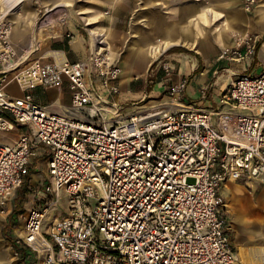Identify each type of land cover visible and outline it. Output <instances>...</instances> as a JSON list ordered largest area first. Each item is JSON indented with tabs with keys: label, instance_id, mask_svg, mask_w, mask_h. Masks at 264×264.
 Wrapping results in <instances>:
<instances>
[{
	"label": "built area",
	"instance_id": "2783aa9c",
	"mask_svg": "<svg viewBox=\"0 0 264 264\" xmlns=\"http://www.w3.org/2000/svg\"><path fill=\"white\" fill-rule=\"evenodd\" d=\"M9 29L0 24V135L17 125L29 135L0 142V213L31 161L45 159L48 180L20 216L14 262L236 264L221 189L228 180L264 186V71L223 69L229 80L218 86L217 110L159 104L123 114L114 101L120 69L90 43L85 60L70 62L56 50L30 64L15 77L23 92L16 98L3 85L2 74L17 68ZM255 52V37L239 38L217 61L242 65ZM186 86L181 79L167 89L171 103ZM36 88L66 89L69 106L50 110L34 99ZM62 192L67 210L45 226Z\"/></svg>",
	"mask_w": 264,
	"mask_h": 264
},
{
	"label": "rangeland",
	"instance_id": "374dc122",
	"mask_svg": "<svg viewBox=\"0 0 264 264\" xmlns=\"http://www.w3.org/2000/svg\"><path fill=\"white\" fill-rule=\"evenodd\" d=\"M49 1L55 2L58 0H30L29 4L27 3L26 6H19V8L25 7L26 9H31L35 12V18L32 22V25L30 26V29H48L45 33H47L48 31L51 33L49 34V36L46 35L44 37V41H40L38 43V48L33 53V55H35L34 57H31L32 55H30L27 59V62L20 64L18 68L8 70L4 74H2L4 76V80L8 76L9 80L13 78V80L16 81L15 77L20 75L21 71L24 70L29 63L35 60H39L43 58V56L47 58L46 54L49 52L48 48L49 45H51L53 39H55L57 36H64L69 39L70 35L68 32V27L72 26H75L79 34L84 38V41L87 43V49L91 41L88 30L92 27L111 26V34H113L114 29L118 32V34H121L122 31L126 32L128 34L127 37H130V39L125 41L124 44L121 41V43H118V45L121 46L122 44L125 49L129 46L130 53H132V51H136V48L138 47L137 37L139 36V33L144 36L146 33L150 32V30L156 29L158 26V22L156 20L154 22L151 21V28L145 31V26H147L146 24L148 20L144 18L146 14L156 13L158 19L159 16L163 18L166 14L168 16L169 14L173 13L172 10L174 8L180 13L183 12V10L180 9L185 7L186 2V0H181L178 2H173L172 0H61L67 2V7L57 8L45 15H41L43 2ZM250 1L251 0H240L239 4H234L231 2V0H201L196 3L199 8L204 9L208 7L210 9H213V11L220 12L221 15L216 18L208 16L207 18L205 17V19L200 16L195 23L194 20H182L181 16V20L177 21V25L178 27H182L183 33H186V29H189L191 25L195 26L196 23L199 30L201 31V35H199V38H196L195 40L196 48L191 49L186 44H184L183 46L186 48L177 47L170 49L169 51H166V53L161 55L158 60H156L151 65V67H149L145 75V83H140L136 79L131 80L130 92L133 94H140H138L137 96L139 98L135 100L137 102L130 103V108L133 105H137L140 107L144 106V109L147 110L159 104H172L164 88L172 83L176 77L180 79L183 74L186 73H184V71H187L189 67H196L201 62H203L205 65L208 63H215L221 51L226 48H231L235 45V42L238 39H235L232 46L226 47L224 45L225 40L221 35L223 23L225 25V21L230 22V19L233 17V15L238 14V12L242 13L246 17H252L254 10H256V7L259 5V0H253V4H251L249 8H246V4ZM176 4L181 5L174 6ZM5 11L6 15H3L2 12ZM14 12H16V10L10 12L9 8L7 9L5 7H1L0 24H5L10 28L14 27L12 17V14ZM19 13H21V10ZM21 15L23 17L26 16L23 13ZM175 16H177V14H175ZM88 23H92L93 25L88 26ZM238 28V30L245 29V27ZM251 28L252 27L250 26V30L252 31V33L249 35V37H255L253 36L255 30ZM223 35L226 37V41L231 38L230 31H226ZM31 38L35 40L34 35H31ZM108 41L111 45H113L112 39L108 38ZM5 43L7 46L8 44H13V40L9 35L6 38ZM136 45L137 47H135ZM1 48L2 46L0 45V51L2 52ZM11 51L12 55L10 56L9 60L13 65H15L21 62L22 56L25 54V52L28 51V48L23 45H19V47H17V50L11 48ZM110 53L111 52L108 51L109 58L111 55ZM259 61V67H256L255 70L253 69L250 75H259L262 71H264V53L262 52V50L259 53ZM182 66L186 68H184L185 70L179 72ZM4 67H6V63ZM233 67H236V65H234ZM1 69L2 67L0 63V71ZM223 74L226 75V72H223V70L221 72H218L216 78ZM160 81L164 82L159 88L156 84ZM147 90H150V92L153 91L151 92L152 94L148 93ZM32 171H34V169H32ZM41 173V170L37 172V176L33 180L36 184H33V187L29 185L30 190L27 191L26 186H22V193L26 192V197L22 198L24 202H27V197H29V199H32L33 196L37 194L38 190L40 192L43 191L45 186L48 184L46 174ZM188 183H191V181L189 180ZM237 184L238 186H240L238 187L239 203L237 207L239 210L244 209V211H246V220L248 222L254 223L258 219L262 218V216H259L256 212H253V208L259 206V194L261 192H264V187L260 185L258 181L250 179L238 181ZM224 200L226 204L227 200L225 197ZM28 206L32 207V205L29 204H24L22 206L24 211L21 214H24V212L26 214L28 212ZM20 210L21 207H18L19 212ZM66 210V195L62 192L58 204L53 209L49 210L51 211V213L48 211L47 215L51 214V216L53 217L58 215V218H61L62 214L65 213ZM0 215L4 214L0 213ZM20 216L22 217V215ZM20 216L17 217V222H19V220H22ZM47 222L48 221H46L45 219V226L48 225ZM18 224L19 223H16L14 227L19 226ZM19 230L20 229L16 230V234L19 232ZM13 237H15L14 234ZM0 244L4 247L3 253L0 251V264L13 263L16 259V250L4 241H1Z\"/></svg>",
	"mask_w": 264,
	"mask_h": 264
},
{
	"label": "crops",
	"instance_id": "0c3cea01",
	"mask_svg": "<svg viewBox=\"0 0 264 264\" xmlns=\"http://www.w3.org/2000/svg\"><path fill=\"white\" fill-rule=\"evenodd\" d=\"M179 5H181V4H176L174 6H179ZM187 6L188 5H185V7L180 9V10H183V12L179 13L174 8L172 10L173 13L169 14L168 16L166 14L163 18H161L159 16L158 19H157L156 13L155 14H151V13L146 14L144 16V18L148 19V20H147V24H146L147 26H145V31H147L148 29L151 28L150 25H152V22H154L155 20L158 22V24H157L158 26L156 29L150 30V32L146 33L144 36L148 37L150 39V41H152V42L162 41L164 32H166L167 28L173 27L177 31V39L181 43H178L180 45L174 46L171 49L177 48V47L186 48L183 46L184 44H186L189 48H191L189 46V44H187L189 42H191L193 44V46L196 48L195 40H196V38H199V36H196L194 39H192V41H187V40L185 41V39H183V37L189 32L194 33L197 30L200 31L198 26H197V23L195 24L196 27L194 25L190 24L191 30H190V28L189 29L187 28L186 33H183V29L181 26L178 27L177 21H180L181 16H182V20H184V19L186 21H193L194 20V23H195L196 20H198V17L202 16L201 14H199V12L203 8H199L198 5H195L197 12L192 14L191 16H188L186 14V7ZM207 8H204V9H207ZM208 9H210V8H208ZM238 13H240V12H238ZM175 14H177V16H175ZM208 16L210 17V14ZM202 17H203V19H205L204 15ZM232 18L230 19V22H232ZM108 27H109V32H110L109 38L112 39V44H113L112 49L114 50V58H112L111 62L114 64L116 63V65L119 67V62L123 61L125 64V66H124L125 67V75L124 76L125 77L131 76L134 72H137V73H140L142 77H141V79H139V80L136 79V80H138L140 83H142V82L145 83V75H146L149 67H151V65L156 60H154L150 64L149 63L147 64V62H145V63L137 62V57H136L137 56L136 54H138L137 51H134V52L132 51V53H130V47L129 46L125 49V47L122 46V44H121V46L118 45V43H121V41L124 44L125 41L130 39V37H127L128 34L126 32H123V31L121 32V34H118V32L115 29L113 30V34H111L112 27L111 26H108ZM239 27L243 28L245 26L243 24H241ZM251 27H252L251 29H254L253 24L251 25ZM68 32L70 35L69 39H67L64 36H57L55 39H53L51 45H49L48 51L49 52L50 51H56V50L63 51L65 53L68 61H70V62L85 60L89 54V47L87 49V43L84 41V38L79 34V32H78L77 28H75V26L68 27ZM253 36H255V38H256V52H255L254 58H252L251 61H247L242 65H236V67H233L235 64L227 65L225 62L217 61V60L213 64L208 63L206 65L203 62H201L196 67H189L187 69V71H184V73L185 72L186 73L183 74V76L180 79L176 77L172 83H170L167 87L164 88V90L166 92H167V89L171 85H176L181 79H186L187 86L178 94V96H177L178 100H176V102H174L172 104H174V106H181L184 104H192L196 107H201L204 109L217 110L220 107V104H219L220 92L218 90V86L220 85V81H221V80H218V78L215 79L218 72H221L223 69L229 67L232 71L236 70L239 72H247L250 74L253 69L255 70L256 67H259V64H260L259 63L260 62L259 61V53L261 52V50L264 53V32L253 34ZM90 43H91V41H90ZM135 47H137V45ZM191 49H193V48H191ZM136 50H137V48H136ZM110 54H112V53H110ZM31 55H32L31 57L35 56V55H33V53ZM35 61H39L40 63H46L48 61V58L43 56V58H41L39 60H35ZM35 61H32L31 63H29L26 67H28L30 64H32ZM184 68H186V67L182 66L180 68L179 72L185 70ZM223 75H225V74H223ZM133 79H135V78H133ZM163 82L164 81L157 82V84H156L157 87L160 88V86L163 84ZM119 86H120L119 87L120 93L115 97L114 101L117 105H119V107L122 108L121 113L128 114V113H130V111H129L130 110V103L137 102L135 100H137V98H139L137 96L140 93L133 94L130 92V81L127 84H124V86L122 87V84L120 81V76H119ZM5 89H6V92L8 93V95L11 97L18 98V97H21L23 95L22 90L19 88L17 82L14 81L13 78L10 80L9 85L7 87H5ZM151 92H153V91H151ZM151 92H149V93H151ZM32 94L34 96V99L39 104L46 106L50 110L56 111V112L59 111L63 107L69 106V103H70L69 95H68L66 89H46V90H43L42 88H36L32 91ZM24 134L29 135V129L26 126L17 125L13 132L7 133V134H1L0 135V142L11 146L15 143V141L17 140V138L20 135H24ZM44 164H45V159L42 156L38 157L37 159H34L29 164L28 173H27V175H25L24 183L22 185V186H26L27 191L30 190L29 185L32 186L33 184H36L33 180L37 176L36 175L37 172L39 170H41L42 173H44ZM32 169H34V171H32ZM22 186L19 189H17L16 191H14L11 195H9V197L7 198V201L5 203V206H4L5 213H4V215H0V242L4 241L7 244H9L10 246H11V244L7 241V239L11 238L12 240L15 241V237H13V234L15 236L16 230L21 229V227L23 225L22 220H19V222H17V217L25 214V212H24V214H21L24 211L22 206L24 204L32 205V207L28 206V208H29L28 211H30L33 207L36 206L37 194H35L32 199L31 198L29 199V197H27V202H24L22 200V198L26 197L25 196L26 192L22 193V188H23ZM221 191H222V189H221ZM37 192H39V190ZM221 195H222V193H221ZM18 207H21V210H20L21 213L18 215H13L14 212H19ZM16 223H19L18 224L19 226L14 227ZM227 223H228V225H230V222L228 220V212H227ZM229 241H230L231 246L236 251L237 243L234 240V230L232 228H231V232L229 233Z\"/></svg>",
	"mask_w": 264,
	"mask_h": 264
},
{
	"label": "bare ground",
	"instance_id": "6f19581e",
	"mask_svg": "<svg viewBox=\"0 0 264 264\" xmlns=\"http://www.w3.org/2000/svg\"><path fill=\"white\" fill-rule=\"evenodd\" d=\"M172 1L178 2L181 0ZM199 1L201 0H186L185 5H188L186 7V14L188 16H191L192 14L197 12L195 5H197L196 3ZM29 2L30 0H0V8H9L10 12L16 10V12L12 14L14 27L10 28L7 33V35H9L10 38L13 40V44H8L7 48L17 50V47H19V45H23L28 48V51L25 52V54L22 56L21 62L18 63V65H15V67L17 68L19 67V64L26 62L28 56H30L32 53H34V51L37 50L38 43L40 41H44V37L46 35L49 36V34L51 33L49 31L45 33L48 29H30V26L32 25V22L35 18L34 10H29L25 7L19 8V6L21 5L26 6L27 3L29 4ZM231 2L234 4H239L240 0H231ZM42 5L43 9L41 10V15H45L54 9L67 7V2L61 0L55 2L49 1L43 2ZM20 10L21 13H19ZM22 13L26 16L23 17L21 15ZM219 13L220 12H216L213 11V9L211 10L208 8L201 9L199 12V14H201L202 16L204 15V17H207L210 14V16L213 18H216L221 15V13ZM2 14L6 15V11L2 12ZM225 23V25L223 23L221 35L225 40L224 45L226 47L232 46L234 44L235 39L248 37L252 33V31L250 30V26L252 24L254 25V30L256 31L253 34L264 32V0H259V5L256 7V10L254 11L252 17H245L241 13H238L233 15L232 22L229 23L225 21ZM241 24L245 26V29L238 30V27ZM87 25L89 26L93 24L88 23ZM226 31H230L231 33V38L228 41H226V37L223 35ZM88 34L92 46H94V48L96 49L102 48V51L108 50L109 52H111L112 54L110 56V60H112V58H114V50L112 49L113 46L108 41V38L110 36L109 28L95 26L88 30ZM200 34L201 32L198 30L194 33L189 32L183 37V39H185V41H192V39H194L196 36H199ZM31 35H34L35 40L37 41L33 40L31 38ZM137 38V62H147V64H150L154 60H157L166 51L170 50L174 46L180 45L178 43H181L177 39V31L173 27L167 28L166 32H164L162 41L152 42L148 37L143 36L140 33ZM187 44H189L191 48H195L191 42ZM124 66V62L120 61L119 69L122 87L124 86V84H127L129 81L133 80V78L138 80L141 79V74L137 72H134L131 76L125 77ZM218 80H221L220 84H223V86H225L227 80H229V76L221 75L218 77ZM9 83L10 80L7 76L5 80H3V85L7 87ZM144 108V106L140 107L134 105L130 108L129 111H144ZM162 108H164L165 111H172L176 109V107L171 104H164ZM116 113L117 112L115 110L110 111V113L108 114V118L111 120L112 117H116ZM238 187L240 186H238L237 182L233 180H228L224 183L221 191L222 195L227 200L226 209L228 212V220L230 222V227L234 230V240L237 243V249L235 252L236 264H264V192H261L259 194V206L253 208V212H256L259 216H262V218L252 223L246 220V211H244V209L239 210L237 207L239 203ZM49 212L51 213V211ZM52 219L53 216H51V214H48L46 216V221H48V224L52 221ZM3 249L4 247L0 244V251L2 253Z\"/></svg>",
	"mask_w": 264,
	"mask_h": 264
},
{
	"label": "trees",
	"instance_id": "16d2710c",
	"mask_svg": "<svg viewBox=\"0 0 264 264\" xmlns=\"http://www.w3.org/2000/svg\"><path fill=\"white\" fill-rule=\"evenodd\" d=\"M258 46V45H257ZM147 92L149 93L150 92V90H147ZM21 212H14L13 213V215H18V214H20ZM7 241L11 244V246L16 250V252L18 251V249H17V246H16V244H15V241L14 240H12L11 238L10 239H7ZM12 264H16V262H13Z\"/></svg>",
	"mask_w": 264,
	"mask_h": 264
}]
</instances>
